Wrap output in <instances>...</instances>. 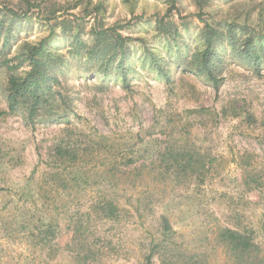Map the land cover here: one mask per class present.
Listing matches in <instances>:
<instances>
[{
  "label": "rangeland",
  "instance_id": "1",
  "mask_svg": "<svg viewBox=\"0 0 264 264\" xmlns=\"http://www.w3.org/2000/svg\"><path fill=\"white\" fill-rule=\"evenodd\" d=\"M31 1L36 5L29 8L24 0H0L5 29L14 24L8 56L25 41L55 30L51 47L67 58L53 71L60 81L54 87L72 102L61 109L71 123L32 125L21 113L0 115V264H142L159 241L170 249L156 252L152 264H162L178 249L198 255L199 264H226L230 257L217 231L230 225L235 213L244 215L264 246V0ZM9 9L20 16L13 18ZM167 13L166 21L173 19L180 31L179 50L168 46L174 41L157 27ZM207 22L222 32L218 90L190 65L195 49L204 47ZM113 26L134 38L128 42V84L114 69L117 62L104 66L89 60L85 50L73 52L76 33L92 44L94 28ZM5 29H0V59ZM145 47L165 58L171 81L150 65ZM248 49L261 56L258 68ZM7 79L8 71L0 67V113L8 109ZM68 127L75 138L115 137L123 149L60 167L54 147L69 137ZM183 136L201 145L204 155L217 157L203 179L163 183L144 171L107 178L115 161L120 169L129 159V167L157 165L153 161L158 163L167 140ZM245 153L253 155L249 170L263 175L262 186L247 184ZM56 169L68 179L67 190L53 179ZM104 196L118 203L119 218L103 217L100 208L90 207L94 197ZM139 197L147 206L137 215L133 208ZM162 216L173 228L166 235Z\"/></svg>",
  "mask_w": 264,
  "mask_h": 264
},
{
  "label": "trees",
  "instance_id": "2",
  "mask_svg": "<svg viewBox=\"0 0 264 264\" xmlns=\"http://www.w3.org/2000/svg\"><path fill=\"white\" fill-rule=\"evenodd\" d=\"M24 1L29 8L36 5L31 0ZM171 1L174 2L175 0ZM9 11L12 12L13 18L18 15L12 9H9ZM23 14L27 16L28 13L25 11ZM169 14L167 13L166 16L157 19V27L165 37L174 41L173 45L169 44L168 46L170 48L174 46L179 50L178 38L180 31L176 27L173 19L166 21V17ZM0 23V29H5L4 21L0 20ZM218 25L220 26L221 23ZM232 27L233 25H230V28ZM13 29L14 24L5 29L7 33L2 48L4 54L0 59V67L5 66L8 71L7 85L4 89L8 109L2 111L0 115L2 113H21L25 116L26 121L32 125L40 120L50 122L59 120L71 123L67 114L68 111L61 109L64 108L65 103L71 105L72 102L68 96H65L59 89L54 87V82L60 83V81L57 74L53 71L55 68L64 65L67 58L63 53L51 47L50 39L54 36L55 30L52 29L49 36L42 39L25 41L21 45L20 51L11 57L8 56L10 52L8 46L11 45V40L14 38V34L11 31ZM66 30H68L67 27H64L63 31ZM79 35L80 33H76L72 39V41H75L73 52L76 55H82L83 50H85L87 58L95 63L107 66L117 62V66L114 69L122 76L124 84L129 83L128 73L130 66L128 63L130 46L128 42L134 39L132 36L124 35L118 30V26L101 29L94 28L92 30V44H88ZM204 35V47L195 49L191 55L190 65L193 66L191 68L197 74L208 78L218 90L221 80L215 68L218 61L222 58L219 47L217 46L221 40L222 32L217 25L207 22ZM138 40L145 41L144 38H139ZM248 42L250 46L252 41ZM232 46L234 48L236 47L235 41L232 43ZM145 52L149 56L150 65L154 66L158 73L163 75L167 81H171L172 77L169 73V67L165 63V58L156 55L154 51L147 47H145ZM246 52L248 56L255 57L256 68H258L261 56L257 52H252L250 49ZM110 53L111 55H109ZM108 55L109 57H107ZM180 57L184 61L188 55L180 54ZM25 64L26 67L23 68ZM68 131L69 137L61 139L54 147V156L60 167H75L86 157L93 159L101 152H114L117 155L116 151L123 149V145L121 143H115V137L109 135L98 133L94 138L93 136L85 138L87 134H83L82 137L84 139H82L79 135L75 138L74 131L69 127ZM110 140L113 142L109 143L108 141ZM167 143L164 151L160 152V156L157 159V161L159 160L158 163L153 161L157 165L152 166L149 163H141L140 165L129 167L133 164V159H129L125 165L123 164L124 169H120L116 163L117 161H115V164L106 171L107 178L110 180L111 176L117 177V174H121V177H124L126 174H132L135 171L138 174L144 171L151 180L163 183H166L168 179L172 178L190 179L196 177L203 179L217 160L216 156L204 155L200 149L201 145L192 141L188 136L179 138L172 137V139L167 140ZM252 157L253 155L250 153L243 154L242 167L247 172L246 182L247 184L254 183L257 186H262L263 182L261 178H263V175H260L259 172L249 170ZM60 175L61 171L59 169H56L52 173L53 179L60 180L62 189L67 190L69 188L68 179L64 177L60 178ZM146 186L149 189L151 184L148 183ZM136 200L137 202L134 205L133 212L140 215L141 209L143 206L146 209L147 204L143 205V201L145 200L140 197ZM90 202V207L100 208L102 210L103 217L110 219L119 218L121 212L120 206L112 198L107 196H104L102 199L94 197ZM243 216L240 213H235L230 219V225H219L218 227L217 241L223 244L230 257V262L226 264H264V246L257 240L255 228L245 223ZM162 224L164 235L168 234V231H173L168 217L162 216ZM169 246L170 244L165 245L164 241L154 242L142 264H152V258L155 253H166L170 249L167 248ZM200 261L198 260V255L189 254L186 250L182 251L178 249L174 253H171L170 256L164 257L162 264H199Z\"/></svg>",
  "mask_w": 264,
  "mask_h": 264
}]
</instances>
